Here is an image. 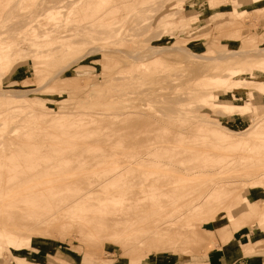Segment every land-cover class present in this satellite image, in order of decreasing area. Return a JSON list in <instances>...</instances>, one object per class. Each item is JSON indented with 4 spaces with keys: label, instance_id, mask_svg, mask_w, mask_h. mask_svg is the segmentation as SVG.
<instances>
[{
    "label": "rangeland",
    "instance_id": "rangeland-1",
    "mask_svg": "<svg viewBox=\"0 0 264 264\" xmlns=\"http://www.w3.org/2000/svg\"><path fill=\"white\" fill-rule=\"evenodd\" d=\"M104 1L0 0L1 206L11 202L12 206L21 205L30 193L54 206L56 200L67 195L66 185L77 186L111 165L113 168L128 162L131 155L150 146L153 151H165L169 146L166 153L174 158H167L163 166L153 163V158L143 160L141 166L132 163V169L131 165L114 181L92 192L89 206L82 208L86 221L66 211L42 225L48 234L41 236L33 230L30 233L28 222L21 218V207L9 204L13 214L7 211L0 216V229L5 226L11 232L7 236L0 230V264H68L74 262L65 259L68 252L77 255L75 262L79 264H113L121 258L125 264H177L176 259L178 264H198L214 247L246 232H261L263 238L264 134H252L249 127L264 118V0ZM49 9L56 15L53 19ZM195 18L204 19L203 25L190 26ZM176 45L186 51L175 49ZM158 48L162 51L156 53ZM231 51L247 52L224 60L202 56L220 57ZM233 67L243 71L219 82L216 76L221 79ZM208 75L215 76L219 83L210 82ZM237 107L247 109L242 114ZM75 111L86 118L91 114L98 117L87 131H105L99 140L94 135L84 136L83 142L79 141L83 152L78 153L70 146L81 127L60 123V128L68 130L67 136L56 135L57 129L46 127L50 112L58 115ZM42 113L49 115L40 118ZM206 119L210 122L202 121ZM191 123L197 127H190ZM217 128H227L228 135L215 133ZM214 150L217 153L211 155ZM207 153L211 158H201ZM61 161L68 165L67 173L50 175L51 168L45 165L51 162L58 167ZM74 161L83 163V169H77L83 175L81 180L68 173ZM11 163L23 164L25 169L10 168ZM195 164L200 167H192ZM30 165H36L33 173H42L31 179ZM140 176L147 181L154 178L152 187L159 188L163 197L159 208L170 211L166 216H174L161 219L173 220L171 226L175 224L181 230L196 229L189 235L191 240L194 233L196 237L205 236L196 238L202 239L200 242L183 243V236L162 244L150 241L156 234L142 230L151 228V219L157 217L151 216L149 205H144L151 204L148 196L152 192L150 186L137 183ZM229 183L233 187H227ZM128 192L137 200H126V205L143 209V204L146 212L150 211L148 218L144 209L145 217L138 211L137 216L144 217V222L141 215L137 217L140 225L135 223L143 227L139 233L127 224L113 225L101 218L102 214L108 218L117 212L122 214L126 205L119 203V196ZM204 193L207 196L201 200ZM45 202L37 208L42 210ZM94 202L105 210L91 207ZM237 207L241 212L228 217L234 208L237 212ZM6 214L11 216H6L7 220ZM85 224L101 227V237L82 240L77 227ZM130 233L133 237L128 236ZM253 240L250 237L245 249L257 257L264 253V239L259 245L251 244Z\"/></svg>",
    "mask_w": 264,
    "mask_h": 264
},
{
    "label": "bare ground",
    "instance_id": "bare-ground-1",
    "mask_svg": "<svg viewBox=\"0 0 264 264\" xmlns=\"http://www.w3.org/2000/svg\"><path fill=\"white\" fill-rule=\"evenodd\" d=\"M59 1H61V0H58V2ZM102 1H104V0H101V2ZM82 2V1H81ZM95 2H96V0H95ZM104 2H106V1H104ZM80 3V2H79ZM84 4V3H83ZM90 3H88L87 4V6L89 5ZM82 5V4H81ZM92 5V4H91ZM74 6H76V5H74ZM59 7V6H58ZM80 7V6H79ZM90 7V6H89ZM88 8V7H87ZM51 9H52V6H51ZM58 9V8H57ZM56 9V10H57ZM82 9V8H81ZM50 10V9H49ZM56 10H54V11H56ZM72 10V9H71ZM75 10V9H74ZM48 11V10H47ZM57 11H59V10H57ZM77 11V10H76ZM79 11V10H78ZM51 12V13H50ZM50 12H49V16L50 15H52V19H53V17H56V15H53L54 13L50 10ZM58 14V13H57ZM80 15V14H79ZM105 15V14H104ZM46 16V15H45ZM48 16V17H49ZM59 16V15H58ZM51 18V17H50ZM104 18V17H103ZM102 17L100 18L99 17V19H103ZM45 19V18H44ZM80 19V18H79ZM108 19H109V17H108ZM36 20V19H35ZM54 20H55V18H54ZM67 20H69V19H67ZM72 20V19H71ZM100 20V21H101ZM206 20V19H205ZM32 21V20H31ZM185 21V20H184ZM184 21H182V22H184ZM209 20H207L206 22H208ZM220 21L221 20H219V23H220ZM62 22V21H61ZM106 22V21H105ZM112 22V21H111ZM110 22V23H111ZM115 22V21H114ZM224 22V21H223ZM59 23V22H58ZM57 23V24H58ZM98 23V22H97ZM100 23H102V21L100 22ZM203 23H204V19H202V18H195V19H193V20H191L190 21V26H198V25H200V24H202L203 25ZM222 23V22H221ZM29 24H30V22H29ZM95 25H96V21H95V23H94ZM107 24V23H106ZM113 24H115V23H113ZM42 25V24H41ZM77 25H78V23H77ZM93 25V24H92ZM207 25V24H206ZM26 26H27V24H26ZM102 26V25H101ZM205 26V25H204ZM225 26V25H224ZM223 26V27H224ZM82 27V26H81ZM116 27V26H115ZM227 27V26H226ZM216 28H217V26H216ZM220 28V27H219ZM117 30V29H116ZM116 30H115V32H116ZM112 31H114V30H111V32ZM48 32V31H47ZM114 32V33H115ZM45 33V32H44ZM46 34V33H45ZM48 34V33H47ZM46 34V35H47ZM112 34V33H111ZM117 34V33H116ZM49 35V34H48ZM97 39V38H96ZM165 48V47H164ZM174 48L175 49H178V50H185L186 51V48L184 49V48H182L180 45L178 46V45H176V46H174ZM173 48V49H174ZM147 49V48H146ZM171 49V48H170ZM149 50H151V49H149ZM96 51V50H95ZM162 50H159V48H158V50H156L155 52L156 53H158V52H161ZM184 52V51H183ZM189 52V51H188ZM246 52L247 51H231V52H226V53H221V56L220 57H215V56H213V54L211 55V54H206V55H202L203 56V58L204 57H209L210 59H214V60H224V59H228L229 57H231V55L233 56V57H235L236 55H245L246 54ZM137 53V52H136ZM153 53V52H152ZM135 55V54H134ZM194 55H196L195 53H194ZM194 55H192V56H194ZM133 56V55H132ZM144 56H146V55H144ZM153 56H155V54L153 53ZM153 56H150V57H153ZM134 57V56H133ZM132 57V58H133ZM147 57H149V56H147ZM149 57V58H150ZM136 58V57H135ZM138 58V57H137ZM140 58V57H139ZM142 58V57H141ZM134 59V58H133ZM11 63H8V65H10ZM245 70V69H244ZM251 70V69H250ZM61 71V70H60ZM243 70L241 69V67H233V68H229L228 69V75L226 74L225 76H223V77H220L221 79H219V76H216V77H218V80H219V82H222L223 80L222 79H225V78H227V77H229V76H234V75H237L238 73H241ZM253 72V71H252ZM226 73H227V70H226ZM41 76V75H40ZM209 76H211V75H208V77ZM42 78L44 77L43 75L41 76ZM40 77V78H41ZM70 79V78H69ZM69 79H67L68 80V83H69ZM209 79H211V81L210 82H212L213 80H214V82H215V80L217 79V78H215V76H213V78H210L209 77ZM208 79V80H209ZM40 81L42 80V79H39ZM218 80H216V83H219L218 82ZM220 80H222V81H220ZM66 81V80H65ZM49 83V82H48ZM67 83V82H66ZM68 83H67V85H68ZM223 83V82H222ZM221 83V84H222ZM71 84V83H70ZM255 84H257V83H255ZM264 84V83H263ZM66 85V86H67ZM45 86V85H44ZM256 86H258V85H256ZM42 87V86H41ZM41 87L39 88V89H41ZM34 91V90H33ZM32 92V91H31ZM30 92V93H31ZM5 94V93H4ZM7 94V93H6ZM20 94H22V93H20ZM3 95V94H2ZM23 96H26L27 95V93L25 92L24 94H22ZM5 96H7L8 97V95H5ZM10 96V95H9ZM12 97H13V95H11ZM15 97V96H14ZM17 97H19L18 95H17ZM21 97V96H20ZM239 110H241V112L240 113H242L243 114V112H244V110H246L247 109V107H237ZM236 109V108H235ZM239 113V112H238ZM46 115H49L48 113H45ZM45 114L44 113H42L41 115H40V118H44V119H48L47 121H48V125L46 126L47 127V129L48 128H53L54 127V129H57L58 130V134L56 133V135H62V136H67L68 134H69V132H68V130H64V129H62V128H60L59 126L62 124H65L66 123V121L67 122H70V123H72L73 125H75L76 127H81L80 129H79V131H77L76 133H75V140H73L74 141V145H72V146H70L71 147V149H72V151H77V153L78 152H83V148H80L79 146H81V144H79V141H81V142H83L82 141V138H84V136H87V135H94V136H96L97 138V140H99V138L102 136V134L103 133H105V131H103V130H98L97 129V131H87L89 128V126H91V124H93V123H95V121L98 119V117L96 116V115H90L88 118H86L85 116H84V113H79V112H73V114L71 113V112H60L58 115H57V113H56V115H54L53 113H51L50 112V116H48V117H46L45 116ZM31 115V114H30ZM42 115H44V116H42ZM39 116V115H38ZM151 116V115H150ZM184 116V115H183ZM26 117H28V116H26ZM30 117V116H29ZM46 117V118H45ZM102 117H104V116H102ZM109 117V116H108ZM186 117V116H185ZM105 118V117H104ZM170 118V117H169ZM111 119V118H110ZM163 119V118H162ZM165 119V118H164ZM27 121L29 120V119H26ZM161 120V119H160ZM165 120H167V119H165ZM203 122H210V120H202ZM156 122V121H155ZM193 122H194V120H193ZM61 123V124H60ZM106 123H107V121H106ZM189 123V122H188ZM197 123V122H196ZM60 124V125H59ZM96 124H98V123H96ZM194 124V123H193ZM192 123L189 125L190 127L193 125ZM95 124H93V126H94ZM157 125V124H156ZM197 125V124H196ZM196 125H193V126H195V127H197ZM101 126V125H100ZM159 126V125H158ZM192 126V127H193ZM204 126V125H203ZM160 127V126H159ZM88 128V129H87ZM167 128V127H166ZM84 129H86V131H84ZM90 129H91V127H90ZM103 129V128H102ZM161 130V129H160ZM226 130H227V128H217L216 130H215V133H221L222 135H223V137H225L224 135H228V134H226ZM249 130H252V134H255V135H261V134H264V118H263V116H262V118L260 117V119H258L256 122H255V124L254 125H252L251 127H249ZM53 131V130H52ZM55 131V130H54ZM14 132V131H13ZM16 132V131H15ZM191 132V131H190ZM233 132V131H232ZM12 133V132H11ZM186 133V132H185ZM184 133V134H185ZM188 133V132H187ZM231 133V132H230ZM54 134V133H53ZM48 135V134H47ZM46 135V136H47ZM73 135H74V133H73ZM72 135V136H73ZM49 136H51L50 135V133H49ZM188 136V135H187ZM48 137V136H47ZM80 138H81V140H80ZM254 137H252V136H250V139L251 140H254L253 139ZM264 139V138H263ZM9 140V139H8ZM13 141V140H12ZM15 141V140H14ZM14 141H13V144L12 145H16V141H15V143H14ZM86 141H89L88 139H86ZM92 142V141H91ZM263 143H264V140L262 141ZM10 143V142H9ZM12 143V142H11ZM157 143V142H156ZM3 145H5V144H3ZM2 146V145H1ZM7 146V145H6ZM11 146V145H10ZM58 146V145H57ZM157 146V145H156ZM3 147V146H2ZM152 147H153V145H152ZM164 147V146H163ZM168 147V148H167ZM167 147H165V153H166V150H169V146H167ZM55 148V147H54ZM66 148V147H65ZM149 148H151V146L149 147ZM149 148L147 149V151H145V152H138V153H136V154H133V155H131L130 156V159L128 160V162H122V163H118L119 165H117L116 167H115V165H113L114 167L112 168V165L110 166V169H107V168H105L102 172L100 171V172H98V175L95 177H92V176H90L91 178H89L87 181H80L81 183H78L77 184V186H73V187H71V186H68V185H66L67 186V188H66V191H68V193H67V195H64V196H61V198H59L60 199V201L59 200H56L57 202H55V204H54V206H52V205H49L48 203L49 202H47V204H46V200H44L42 197H40L39 195H35V194H32V195H25V198H24V202H23V204H21V205H13L12 206V204H14L13 202H11V203H9V204H11V206L12 207H14V206H16V207H18V208H20L21 207V209H20V214H21V218H22V220L23 221H27L28 222V225H29V228H28V230H30V233H32L33 231H35V232H33V233H38L39 235L40 234H46L48 231L47 230H44L41 226L42 225H44V224H47L49 221H51V220H56V216L58 215V216H60L61 214H63V213H66V211H70V212H72L73 214H70L71 216H73L74 218H82V219H84L85 221H86V216L83 214V210H82V208L83 207H85V206H89V205H87V202L90 200V199H92V192H94V191H96V190H99L102 186H105L108 182H111V181H114V179L116 178V176H118V174H121L122 173V171H124V169H127V168H129L131 165H132V163H136V162H139V165H140V162H142L143 160H147V159H150V160H152V158H153V160H152V162L153 163H155V164H158V165H160L161 166V164H162V166L163 165H167V163L165 162L166 161V159L167 158H174V155H172V154H164V155H162V153H164L163 151H162V149L163 148H159L158 150L156 149H154V151L153 150H149ZM154 148V147H153ZM157 148V147H156ZM215 148V147H214ZM63 149V148H62ZM161 149V154H159V150ZM170 149H172V148H170ZM89 150H91V148L89 149ZM106 150H109V148L108 149H106ZM54 151H55V149H54ZM62 151V150H61ZM61 151H59V153L61 152ZM153 151V152H152ZM156 151H158V154H157V152ZM58 152V151H57ZM156 152V153H155ZM62 154H63V152H61ZM70 153H71V151H70ZM76 153V154H77ZM151 153H153L154 154V156L153 157H149L147 154H151ZM214 153H217V150H214V151H212L211 152V155L212 154H214ZM211 155L209 154V153H207V154H204L201 158H206V157H210L211 158ZM61 156V155H60ZM128 159V158H127ZM76 163V164H75ZM82 163V161H74V163H73V165H72V169L74 170V169H76L75 171H71V172H68V173H73V175L74 176H77L76 177V180H81L82 178H83V175H79V171L78 170H82L83 168V163ZM152 163V164H153ZM75 164V165H74ZM151 164V165H152ZM137 165V168H139L141 165H144V164H142L141 163V165L139 166L138 164H136ZM8 166L10 167V168H22V169H25V166L23 165V164H20V165H17V164H8ZM46 166V168H51V169H53V170H55V171H51V169H50V171H48V172H52V173H50V175H53V172L54 173H56V174H58V175H60V174H62V173H67V172H65V170H67L68 169V165H66V162H64V163H62V161L60 162V165L57 167V165L56 166H54V164L53 163H51V162H49L47 165H45ZM155 166V165H154ZM43 167V166H42ZM99 167V166H98ZM157 167V166H156ZM155 167V168H156ZM177 168H183L182 166H176ZM190 167V166H189ZM192 167H200V165L199 164H195V165H193ZM55 168V169H54ZM93 168V167H92ZM92 168H90V169H92ZM100 168V167H99ZM112 168V169H111ZM131 169L133 168V165L130 167ZM78 169V170H77ZM89 169V168H88ZM130 169V170H131ZM32 170H36V165H30L29 167H28V172H31V176H30V178L31 179H33L37 174H40V173H42V172H40V171H38V173H33V171ZM126 171V170H125ZM143 171V170H142ZM11 172V171H10ZM76 172H78V173H76ZM82 173H83V171H81ZM139 172V171H138ZM12 173V172H11ZM146 173V172H145ZM0 174H1V171H0ZM8 174H10L9 172H8ZM49 174V173H48ZM47 174V175H48ZM139 174H141V173H138L137 175L139 176ZM78 176L80 177V178H78ZM58 177V176H57ZM56 177V178H57ZM82 177V178H81ZM56 178H54V179H56ZM135 178H139V177H135ZM133 180V179H132ZM136 181V180H135ZM135 181H133V182H135ZM152 181H154V178H152V179H149V181H147V180H145V178L143 179V176H140V178H139V182H138V179H137V183H139V184H146V186L147 187H151L150 188V192H152L151 194L149 193V196H148V199L150 200V202H151V204H145V202H144V205H147V207H148V205L150 206V208H152L151 209V212H150V214H151V216H153L154 217V215L156 214V217H157V219L156 220H154V218H153V220L151 219L152 217H150L149 219H151V221L153 222V224H152V222H151V228H143L144 230H142L143 232L144 231H146V233L148 234V233H155L156 235H153V237L150 239V241H152V242H154V241H158L159 243H163L164 242V240H167V241H169L170 239H173V240H175V238H179V239H181V237L180 236H183V240H181L183 243H185L186 242V244H187V242H189V240L191 241V243H198V242H200L201 240H199V239H197L196 240V238H204V237H199V234H198V237H196L197 235L195 234L196 232H197V230L195 229H191V230H185V229H183V230H181V229H179V228H176L174 225L173 226H171L172 224H173V220H163V219H166L167 217H170V216H166V215H168V213H170V211L169 210H167V211H163L162 209H160L159 207L162 205V200H163V197H162V195H159V193L158 192H160V189L159 188H156V187H152L153 185L151 184L152 183ZM83 183H85V184H83ZM233 185L234 184H227L226 186L227 187H233ZM137 186V185H136ZM139 187V186H138ZM144 187V186H143ZM52 188L53 187H50V188H48L47 190L48 191H51L52 190ZM132 188H134V187H132ZM131 188V189H132ZM145 188V187H144ZM63 189V188H62ZM135 189V188H134ZM137 189V188H136ZM143 189V188H142ZM146 189V188H145ZM18 190H19V188H18ZM229 190V189H228ZM137 191V190H136ZM143 191H144V189H143ZM146 192L148 191V189L147 190H145ZM229 191H231V190H229ZM135 192V191H134ZM132 194H133V192H131ZM141 193V192H140ZM139 193V194H140ZM137 195H139L138 193H136ZM113 196V195H112ZM133 196V195H132ZM132 196L130 195V192H128V193H123L121 196H119L120 197V202L119 203H124V205H126V204H128V203H125L124 201H126V200H131L132 199ZM136 196V195H135ZM141 196H142V194H141ZM144 196V195H143ZM202 196V197H201ZM200 197H201V200L202 199H204L205 200V198H206V196H207V194L206 193H204V195H201ZM115 197H117V196H115ZM145 197V196H144ZM200 197L198 198V199H200ZM96 198V197H95ZM99 197H97V199H98ZM111 198H114V197H110L109 199H111ZM134 198V197H133ZM141 198H143V197H141ZM14 199H18V197H14ZM101 199V198H100ZM108 199V198H107ZM140 199V198H139ZM49 200H50V198H49ZM135 200H137V197H136V199ZM135 200H133L132 199V201H134L135 202ZM167 200H169V198L167 197ZM203 200V201H204ZM43 201L45 202V204H46V206L48 205V207H46V206H43V205H41V207L43 206V208H42V210L40 209H38L37 207H40L39 206V204H44L43 203ZM52 201V200H51ZM51 201H50V203H51ZM148 201V200H147ZM40 202H42V203H40ZM133 202V204H135ZM149 202V201H148ZM147 202V203H148ZM16 203H18V202H15V204ZM118 203V204H119ZM143 203V202H142ZM141 203V204H142ZM8 203H7V205L4 203V205H6V206H1V203H0V208L1 207H7V209H9V210H6V209H0V211L1 212H3V211H5V212H3V214L0 212V216H2L3 217V215L8 211V213L9 214H13V212H14V210L12 209V211H11V209H10V205H9ZM18 204H20V203H18ZM52 204V203H51ZM131 204V203H130ZM204 204H207V202L205 201L204 202ZM124 205L122 206V205H120L121 207H124ZM136 205V204H135ZM156 205H158V208H155V206ZM50 206H52L51 208H50ZM106 206V208H107V205H105ZM104 206V207H105ZM119 206V208H121ZM134 206V205H133ZM247 206H249V205H247ZM9 207V208H8ZM15 207V208H16ZM44 207H46L48 210H43V209H46V208H44ZM91 207H99V209H101V208H103V206L102 207H100L99 206V204L98 203H93L92 205H91ZM127 207H129L130 208V206H128V205H126V209L124 210L123 209V211H122V214L120 213V212H117L116 214L117 215H115V216H112V217H109L108 218V215H104V214H102V216L103 217H101L105 222H111L113 225H119V224H127V226H130L131 227V229L133 230V231H136V232H138L139 233V231H141V227L139 228L138 227V225L137 224H139L140 223V220L139 221H137L138 220V218L137 217H139L140 215H141V217H140V219H141V221H142V218H144L145 217V214L147 213L146 211V208L144 209V206H143V204H142V208L144 209V211L146 212V213H144V211H142L143 209H141V208H139L140 207V205H139V207H135V208H130V210L128 211L127 210ZM154 207V208H153ZM72 208V209H71ZM104 210H105V208H103ZM103 209H102V211H103ZM241 207H237L236 208V210H237V212H235V208L229 213V214H227V216L228 217H232V218H234V217H236V215H237V213H240L241 212ZM127 210V212H124V211H126ZM135 210V211H134ZM9 211H11V213L9 212ZM138 211H142L141 213L142 214H144V217H143V215L142 214H138V216H137V213H138ZM239 211V212H238ZM123 212H124V214H123ZM139 212V213H140ZM149 212L146 214V216H147V218H148V215H150L149 214ZM8 214V215H9ZM115 214V213H114ZM7 214L4 216V218L6 219V218H8V217H6V216H8ZM157 215H159V217L157 216ZM172 216H173V214H171ZM160 216H162V217H160ZM165 216H166V218H165ZM171 216V217H172ZM9 217H11L10 215H9ZM164 217V218H163ZM170 217V219H173V218H171ZM174 217V216H173ZM137 218V219H136ZM161 218H163V219H161ZM167 219H169V218H167ZM261 219H264V218H261ZM7 220V219H6ZM5 220V221H6ZM159 220H161L160 222H159ZM136 221L138 222L137 224H135L136 223ZM142 222H144V221H142ZM145 222H149V220L148 221H145ZM175 222V221H174ZM142 224V223H141ZM136 225H137V227H136ZM140 225V224H139ZM164 225L165 226H167L165 229L163 228L164 227ZM78 231H79V236H80V238L82 239V240H85V239H93V238H98V237H101V233L98 231L101 227H95V226H93V225H87V224H85V225H78ZM58 229L59 230H63V227H58ZM1 231H4L5 232V234L7 235V236H11V232H10V229L8 228H5V226H4V228L2 227V229H0ZM33 230V231H32ZM193 230V232H195L194 233V235H195V239L193 238V240H196L195 242H192L193 240H191V238H190V235H192V234H190L189 235V233H191V231ZM226 229L224 228L222 231H225ZM149 231V232H148ZM201 231H203V232H205V230L204 229H201ZM45 232V233H44ZM202 232V233H203ZM28 233V232H27ZM26 233V234H27ZM29 233V234H30ZM50 233V232H49ZM59 233V232H58ZM63 233H65V232H63ZM145 233V235L144 236H146L147 234ZM198 233H199V231H198ZM206 233V232H205ZM26 234L24 235L26 238H29V237H27L26 236ZM48 234V233H47ZM61 234V233H60ZM193 235V236H194ZM41 236V235H40ZM48 236H50V235H48ZM128 236L129 237H133V234L132 233H130V234H128ZM200 236H201V232H200ZM150 237V236H149ZM136 237H134L133 239H135ZM141 238H143V237H141ZM141 238H140V240H141ZM207 239H208V237H206ZM228 238H230V237H228ZM13 241H14V237L12 236V238H11ZM10 239V240H11ZM137 239H139V238H137ZM210 239V238H209ZM29 240H30V238H29ZM98 240V239H97ZM148 240V239H147ZM204 240V239H203ZM228 240V239H227ZM89 241V240H88ZM210 241V240H209ZM147 242V241H146ZM262 242V238L261 237H256V239H255V241L254 242H252L251 244H258V243H261ZM190 243V242H189ZM188 243V244H189ZM203 243V242H202ZM259 245V244H258ZM26 261V260H25Z\"/></svg>",
    "mask_w": 264,
    "mask_h": 264
},
{
    "label": "crops",
    "instance_id": "crops-1",
    "mask_svg": "<svg viewBox=\"0 0 264 264\" xmlns=\"http://www.w3.org/2000/svg\"><path fill=\"white\" fill-rule=\"evenodd\" d=\"M250 237L253 238V242L256 237L262 238L261 232H246L240 237H234L230 239V241L224 242V244H219V246L214 247L205 257H202L198 264H264V253L261 255H256L254 257L246 252L245 246L250 241ZM264 239V237L262 238ZM66 256V260H72L74 262H68V264H79V262H75L77 256L75 253H70ZM113 254V253H112ZM83 258V257H82ZM84 259V258H83ZM115 259V263L113 264H125L122 258ZM84 262H88L85 261ZM93 262V261H92ZM177 264L179 263L176 259ZM138 262L130 261L128 264H137ZM143 264H150L149 262H145Z\"/></svg>",
    "mask_w": 264,
    "mask_h": 264
}]
</instances>
